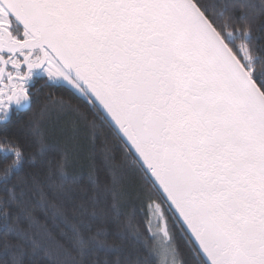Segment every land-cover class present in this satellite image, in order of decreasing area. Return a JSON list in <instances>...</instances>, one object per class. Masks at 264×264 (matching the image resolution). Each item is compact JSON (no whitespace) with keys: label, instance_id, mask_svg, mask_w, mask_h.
<instances>
[{"label":"snow or ice","instance_id":"1","mask_svg":"<svg viewBox=\"0 0 264 264\" xmlns=\"http://www.w3.org/2000/svg\"><path fill=\"white\" fill-rule=\"evenodd\" d=\"M0 264H264V0H0Z\"/></svg>","mask_w":264,"mask_h":264},{"label":"trees","instance_id":"2","mask_svg":"<svg viewBox=\"0 0 264 264\" xmlns=\"http://www.w3.org/2000/svg\"><path fill=\"white\" fill-rule=\"evenodd\" d=\"M43 83L42 81H39L37 83V87ZM27 117V113H21L19 116L13 117V121H18V120H24ZM22 147L24 148L25 151V160H24V164L23 167L21 169V171H23L26 168L29 167H38L40 165V157L37 156L36 157V161L37 163L35 165H32L30 163L31 157L32 155L36 152V148L37 145L35 143V141H33L31 138H25L24 141L22 142ZM53 155L56 157V159H59V155L57 153H53Z\"/></svg>","mask_w":264,"mask_h":264},{"label":"flooded vegetation","instance_id":"3","mask_svg":"<svg viewBox=\"0 0 264 264\" xmlns=\"http://www.w3.org/2000/svg\"><path fill=\"white\" fill-rule=\"evenodd\" d=\"M39 81H37V83H38ZM37 86V85H36Z\"/></svg>","mask_w":264,"mask_h":264}]
</instances>
